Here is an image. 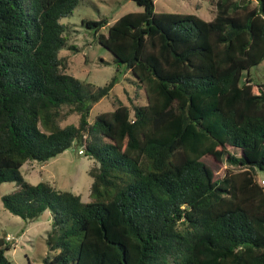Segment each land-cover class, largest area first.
Segmentation results:
<instances>
[{"label": "trees", "instance_id": "1", "mask_svg": "<svg viewBox=\"0 0 264 264\" xmlns=\"http://www.w3.org/2000/svg\"><path fill=\"white\" fill-rule=\"evenodd\" d=\"M134 1L106 33L105 16L82 23L146 101L116 98L90 121L117 76L90 89L68 72L61 18L78 0H0V183L16 185L2 204L25 220L50 211L44 264H264V83L249 72L264 59V0H217L209 20ZM74 141L93 160L91 199L24 178L25 161ZM206 155L243 168L215 177ZM12 245L0 236V264Z\"/></svg>", "mask_w": 264, "mask_h": 264}, {"label": "rangeland", "instance_id": "2", "mask_svg": "<svg viewBox=\"0 0 264 264\" xmlns=\"http://www.w3.org/2000/svg\"><path fill=\"white\" fill-rule=\"evenodd\" d=\"M217 0H154L156 11L188 12L199 15L209 20L217 11ZM134 0H78L71 14L63 16L61 21L66 24L69 42L76 45V49L63 47L59 54L68 57V72L78 77L85 87L95 89L98 85L105 84L113 74L117 81L111 90L94 103L89 111L88 119L103 110L113 108L115 99L129 102L133 98L135 103L146 101L144 90L137 86L135 76L130 70H125L123 64L114 60L113 54L96 41L92 28L86 27L82 19H99L105 16L108 24L99 31L106 33L107 26L121 14L128 11L142 10ZM253 83H264V59L249 69ZM78 122V114L71 113L59 121L60 125ZM42 129L46 127L39 122ZM79 145L75 141L62 152L50 157L46 161L28 159L20 167L24 178L32 183L49 181L58 189H68L79 193L82 200L92 198L90 184L92 177L88 173L93 160L84 152L79 153ZM239 154V149L230 148ZM203 160L211 166L215 177H220L226 167L234 170L243 167L229 164L225 157L215 159L206 155ZM255 179L260 183L264 172L253 168ZM264 186V184H263ZM16 187L14 181L0 183V236L10 234L13 245L5 250L11 264H44L43 257L47 252L45 241L50 229L51 214L45 209L39 216L32 220H25L17 214L6 209L1 196L11 192ZM7 237V236H6ZM71 264V262H68Z\"/></svg>", "mask_w": 264, "mask_h": 264}, {"label": "built area", "instance_id": "3", "mask_svg": "<svg viewBox=\"0 0 264 264\" xmlns=\"http://www.w3.org/2000/svg\"><path fill=\"white\" fill-rule=\"evenodd\" d=\"M78 152H79V153H83V149H82V147H79V148H78ZM260 184H261V185L264 184V179H261ZM7 238H8V237H7Z\"/></svg>", "mask_w": 264, "mask_h": 264}, {"label": "crops", "instance_id": "4", "mask_svg": "<svg viewBox=\"0 0 264 264\" xmlns=\"http://www.w3.org/2000/svg\"><path fill=\"white\" fill-rule=\"evenodd\" d=\"M6 236H7V237H8V236H10V234H9V233H7V234H6ZM10 237H11V236H10Z\"/></svg>", "mask_w": 264, "mask_h": 264}]
</instances>
